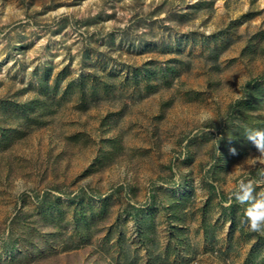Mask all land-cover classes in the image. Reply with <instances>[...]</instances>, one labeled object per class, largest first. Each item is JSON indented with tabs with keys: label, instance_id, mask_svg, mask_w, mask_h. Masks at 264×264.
I'll use <instances>...</instances> for the list:
<instances>
[{
	"label": "rangeland",
	"instance_id": "rangeland-1",
	"mask_svg": "<svg viewBox=\"0 0 264 264\" xmlns=\"http://www.w3.org/2000/svg\"><path fill=\"white\" fill-rule=\"evenodd\" d=\"M201 1L212 0H0V106L59 101L48 125L13 140L0 113V264H264V234L229 203L239 179H264V162L223 138L264 76V0ZM111 139L120 146L99 164ZM237 165L245 174L230 180ZM43 197L60 204L57 233Z\"/></svg>",
	"mask_w": 264,
	"mask_h": 264
},
{
	"label": "trees",
	"instance_id": "trees-1",
	"mask_svg": "<svg viewBox=\"0 0 264 264\" xmlns=\"http://www.w3.org/2000/svg\"><path fill=\"white\" fill-rule=\"evenodd\" d=\"M214 1H201V4H212ZM264 36V32L260 33V35ZM245 96L247 100L245 102H240L237 106V115L238 120L236 123V127L234 130H226L224 134V139L227 140L226 146L229 150L235 149L236 153L240 156H245L248 152L256 150V148L246 139V129L255 128L264 130V76L251 79L245 88ZM56 94H48L44 96L35 95L32 99L25 104H3L0 106V113H2V118L9 127L4 129L2 140H13L16 136L22 137L24 133L32 131L34 128L42 127L48 125L50 122V118L55 114V105L58 104V100L56 99ZM12 108L9 111L7 108ZM7 109V110H6ZM259 111V113H256ZM233 124V121L229 120L228 125ZM227 127V126H226ZM2 143V142H1ZM120 146L119 140H109L104 143V147H102L101 153L98 157V163L102 164L104 161L110 160L111 156L116 154L118 148ZM105 151V152H103ZM227 155H231V153L226 152ZM211 188H214L213 185H210ZM60 204L53 202L48 197H43L41 209L47 210H55L59 217L55 218L52 215V218L56 221L58 230L60 229V222L63 220V213L60 209ZM91 208L92 204L89 205ZM81 209H77L74 214V223L75 225H82V220L84 224H89V219L87 217V212L85 210V206L82 205ZM170 211V218L172 221L181 222L177 218L181 215V204H179L176 200L170 201L167 207ZM136 210V209H135ZM140 213L137 211L134 212V217L136 218ZM44 218L47 219L48 216L44 213ZM20 218V215L15 216V220L17 221ZM154 216L148 215L144 216L138 223V229L142 231L144 236H147V229L154 224ZM52 219V220H53ZM147 228V229H146ZM54 233V235H55ZM82 234L88 235V232L84 229L82 230ZM13 236L10 235L8 238V246L12 251L16 248Z\"/></svg>",
	"mask_w": 264,
	"mask_h": 264
},
{
	"label": "clouds",
	"instance_id": "clouds-1",
	"mask_svg": "<svg viewBox=\"0 0 264 264\" xmlns=\"http://www.w3.org/2000/svg\"><path fill=\"white\" fill-rule=\"evenodd\" d=\"M200 119L202 122L210 120L212 119V114L210 112H202ZM246 139L252 143L260 154L255 159L264 162V130L248 128L246 129ZM172 147L173 145L171 144H165L162 146V151L168 152ZM230 151L232 154L236 153L234 148ZM244 174L245 170L240 165H237L233 172L227 175L230 180H234ZM24 183L23 180L17 179L14 182V191H27V188L21 187ZM257 183L264 184V179L260 181L247 180V182L244 179H239L235 186L236 190L229 197V203L234 199L240 205H246L242 223L247 225L249 231L264 234V190L258 193L255 192L254 185Z\"/></svg>",
	"mask_w": 264,
	"mask_h": 264
}]
</instances>
